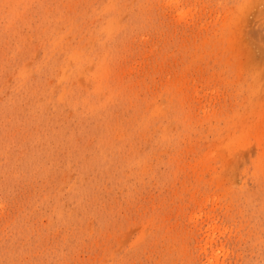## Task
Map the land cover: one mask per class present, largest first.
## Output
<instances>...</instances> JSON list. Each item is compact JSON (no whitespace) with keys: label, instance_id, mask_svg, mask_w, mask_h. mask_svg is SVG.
<instances>
[{"label":"rangeland","instance_id":"1","mask_svg":"<svg viewBox=\"0 0 264 264\" xmlns=\"http://www.w3.org/2000/svg\"><path fill=\"white\" fill-rule=\"evenodd\" d=\"M0 264H264V0H0Z\"/></svg>","mask_w":264,"mask_h":264}]
</instances>
